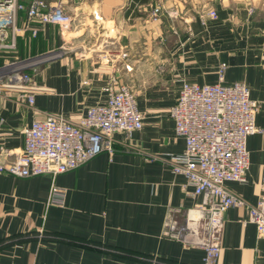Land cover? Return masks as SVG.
Instances as JSON below:
<instances>
[{
    "label": "crops",
    "instance_id": "obj_1",
    "mask_svg": "<svg viewBox=\"0 0 264 264\" xmlns=\"http://www.w3.org/2000/svg\"><path fill=\"white\" fill-rule=\"evenodd\" d=\"M64 7L72 16L66 51L56 25L26 22L19 13L11 52L59 56L30 68L42 86L32 104L0 90V162L20 152L31 120H76L105 100L108 84L132 89L143 124L114 132L111 152L57 174L61 203L47 204L50 175L0 172V264H202L200 248L162 233L169 212L180 225L201 199L168 162L185 145L169 109L184 81L216 82L221 63L225 84L248 85L263 131L247 137L246 181L226 186L256 202L264 157V0H64ZM211 9L216 18L207 16ZM246 216L243 206L225 210L217 264H264V237Z\"/></svg>",
    "mask_w": 264,
    "mask_h": 264
},
{
    "label": "built area",
    "instance_id": "obj_2",
    "mask_svg": "<svg viewBox=\"0 0 264 264\" xmlns=\"http://www.w3.org/2000/svg\"><path fill=\"white\" fill-rule=\"evenodd\" d=\"M20 12L26 22L56 25L62 36H67L72 23L64 0H0V50L15 49ZM158 12L159 8L154 7L153 18ZM207 16L216 18L217 13L211 9ZM93 17L99 19L96 13ZM30 30L31 36H36L37 27L31 26ZM57 53L47 50L33 56L5 59L0 64V90L14 92L32 104L42 86L34 83L30 68ZM224 69L225 64L221 63L217 81L213 83L184 81L169 109L174 131L184 138L185 145L168 162L174 173L185 178V185L192 187L191 194L201 199L186 210L180 225L169 212L162 233L179 239L185 246L200 248L202 264H217L223 215L230 206L245 207L246 221L255 226L258 237H264V157L256 202L246 201L226 186L228 181L243 183L247 179L250 164L247 137L263 131L255 124L259 103L252 98L244 81L225 84ZM104 89L105 100L89 106L76 120L47 114L23 126V147L11 160L0 162V172L22 177L50 175L47 204L61 203L64 190L54 183L57 174L100 152H111L114 132L142 127L143 113L137 107L132 89L124 84L117 87L108 84Z\"/></svg>",
    "mask_w": 264,
    "mask_h": 264
},
{
    "label": "rangeland",
    "instance_id": "obj_3",
    "mask_svg": "<svg viewBox=\"0 0 264 264\" xmlns=\"http://www.w3.org/2000/svg\"><path fill=\"white\" fill-rule=\"evenodd\" d=\"M67 33H68V31H67ZM67 33H66V35H67ZM64 39H65V41L63 40L62 41V46L59 48V49H61V50H64V51H66L67 49H68V46H67V38H66V36L64 37ZM49 50V49H48ZM45 51H47V50H45ZM44 51V52H45ZM11 52V51H10ZM6 53V52H5ZM7 54H9V56L8 55H3V60L5 61V59H10L11 57H18V58H23V56H21L20 54H18V53H9V51H8V53ZM39 54V53H38ZM56 55H58V53L56 54ZM59 56V55H58ZM58 56H56V57H58ZM56 57H50L48 60H46L45 62H48V61H51V60H53V59H56ZM95 105V104H94ZM90 106H92V105H90ZM89 107V106H88ZM87 107V108H88ZM86 108V109H87ZM258 109H259V106H258ZM258 111V110H257ZM259 127V126H258ZM78 167V166H77ZM76 168V167H75ZM62 189V188H61Z\"/></svg>",
    "mask_w": 264,
    "mask_h": 264
},
{
    "label": "trees",
    "instance_id": "obj_4",
    "mask_svg": "<svg viewBox=\"0 0 264 264\" xmlns=\"http://www.w3.org/2000/svg\"><path fill=\"white\" fill-rule=\"evenodd\" d=\"M6 52V53H5ZM8 53V51H4V50H0V64H2V62L4 61L3 60V55H8L9 56V54H7ZM9 53H13V52H9Z\"/></svg>",
    "mask_w": 264,
    "mask_h": 264
}]
</instances>
